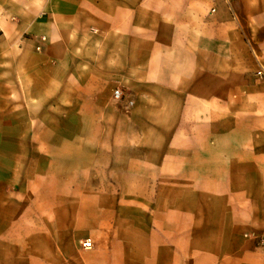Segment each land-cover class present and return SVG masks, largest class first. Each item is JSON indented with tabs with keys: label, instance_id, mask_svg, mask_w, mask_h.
Wrapping results in <instances>:
<instances>
[{
	"label": "crops",
	"instance_id": "0c3cea01",
	"mask_svg": "<svg viewBox=\"0 0 264 264\" xmlns=\"http://www.w3.org/2000/svg\"><path fill=\"white\" fill-rule=\"evenodd\" d=\"M261 68L264 0H0V254L9 249L16 211L32 209L16 200L26 193L14 189L16 181L28 178L18 177L24 175L22 165L30 166L26 151H39L34 163L39 192L48 170L61 172L57 158L48 162L45 140L32 144L18 136L48 132V103L56 105L64 92L74 101L79 91H93L95 81L111 73L129 87L134 102L158 103L152 118H162L168 103L166 123L152 126L167 139L143 140L134 149L149 168L147 180L166 182L151 196L153 209H166L169 217L176 181H259L258 175L223 171L252 164L248 158H227L224 150L256 148L254 142L232 143V134L264 133V79L255 76ZM224 106L235 117L230 124ZM61 148L60 143L49 147ZM235 186L236 197L254 191L247 188L242 195ZM44 206L33 208L41 214ZM259 210L245 209L254 216ZM249 219L264 227V221ZM173 227L168 221L166 228Z\"/></svg>",
	"mask_w": 264,
	"mask_h": 264
},
{
	"label": "rangeland",
	"instance_id": "374dc122",
	"mask_svg": "<svg viewBox=\"0 0 264 264\" xmlns=\"http://www.w3.org/2000/svg\"><path fill=\"white\" fill-rule=\"evenodd\" d=\"M106 77L95 81L93 91H79L74 101L64 92L56 105L48 103L52 116L46 119V134L18 135L32 144L45 140L47 160L57 158L61 172L55 175L48 170L40 193L34 166L39 151H26L30 166L22 165L24 175L18 177L28 178L25 183L16 181L14 189L26 193L16 200L32 209L16 211L10 246L0 254V264H264V249L255 239L264 236V227L249 219L264 221L260 215L264 213V133L232 134V143L254 142L256 148L224 150L227 158H248L252 163L229 166L224 176L253 174L259 176L258 182L176 181V205L167 217L166 209H153L156 198L151 196L166 182L147 180L149 168L142 166L143 157L134 147L143 140L167 139L166 133H157L152 126L166 123L168 103L160 112L162 118L154 119L158 103L134 102L129 87L119 85L113 73ZM115 90L122 93L119 100L113 97ZM222 111L230 124L235 119L231 110L224 106ZM55 143L62 148L49 149ZM234 184L242 195L247 188L254 191L249 197H236ZM40 205L46 208L41 214L33 208ZM236 208L243 213L232 215L230 209ZM245 209L260 210L254 216ZM125 218L127 227L122 224ZM168 221L173 228H166ZM231 234L238 240H232ZM88 240L91 248L86 250L82 244Z\"/></svg>",
	"mask_w": 264,
	"mask_h": 264
},
{
	"label": "built area",
	"instance_id": "2783aa9c",
	"mask_svg": "<svg viewBox=\"0 0 264 264\" xmlns=\"http://www.w3.org/2000/svg\"><path fill=\"white\" fill-rule=\"evenodd\" d=\"M40 41L44 42V41H45V37H44V36L40 37ZM36 49L39 51V50H40V47L37 46ZM255 76H256L257 78H259V79H264V69L261 68V69H259L257 72H255ZM121 96H122V93H121L120 90H115V91L113 92V97H114L115 99H118V100H119V99L121 98ZM129 104L131 105V102H130ZM255 239L257 240V245H258L259 247H261V248L264 249V236L256 235V236H255ZM82 246H83V248L86 249V250L90 249V248H91V241L88 240V241H86V242H83Z\"/></svg>",
	"mask_w": 264,
	"mask_h": 264
}]
</instances>
